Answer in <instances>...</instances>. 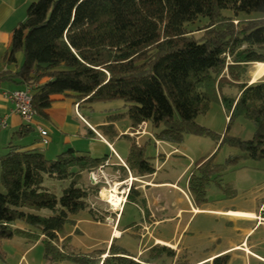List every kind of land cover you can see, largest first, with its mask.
I'll use <instances>...</instances> for the list:
<instances>
[{"label":"trees","instance_id":"trees-1","mask_svg":"<svg viewBox=\"0 0 264 264\" xmlns=\"http://www.w3.org/2000/svg\"><path fill=\"white\" fill-rule=\"evenodd\" d=\"M223 10L232 15H223ZM253 11L264 14V0H36L14 27L3 57L11 64L21 52L22 61L15 71H0V84L30 85L31 105L41 117H47V109L60 96L72 94L78 106L124 101L125 112L110 115L98 126L109 140L116 135L112 123L127 117L133 128L149 122L157 140L182 143L184 134L209 135L252 159H264V78L253 82L245 78L249 63L264 62V17L234 22L238 13ZM199 17L208 22L194 30L185 27ZM199 29L202 33L195 36ZM226 83L236 86L238 95L225 94ZM213 100L223 103L228 125L236 117L251 120L252 136H232L228 126L216 134L197 123V116L206 113ZM15 134L20 136L23 130ZM7 148L0 157V243L14 236L33 243L40 240L48 264H143L163 251L173 255L156 244L139 263L121 246L114 247V239L102 259L105 249L86 255L67 250L69 236L58 241L65 236L69 215L86 209L89 196L97 195L99 188L82 182L80 173L98 168L106 156L67 148L49 159L38 150H22L11 143ZM214 155L197 159L188 175L196 204L206 201L208 183L220 181L236 159L216 163ZM125 161L141 175L155 170L144 146L134 140ZM47 178L68 184L58 195L44 183ZM228 185L224 189L232 196L235 191ZM43 210L50 213L42 214ZM227 261L228 256L221 255L213 264Z\"/></svg>","mask_w":264,"mask_h":264},{"label":"crops","instance_id":"crops-1","mask_svg":"<svg viewBox=\"0 0 264 264\" xmlns=\"http://www.w3.org/2000/svg\"><path fill=\"white\" fill-rule=\"evenodd\" d=\"M34 1L36 0H0V71L6 69L15 71L22 61L21 52L16 53V60L11 64L6 63L3 57L14 27L25 19L27 7ZM262 77L264 74L257 79ZM23 87L24 85L13 81H4L0 84V157L6 153L9 143L19 146L22 150L41 151L49 159L56 158L67 148L88 152L93 157L106 156L105 161L99 165L103 166L92 170L95 175L111 181L112 184L119 183L117 187L119 189L124 187L126 195L133 189L117 218L118 222L111 238L117 239L121 237L122 231H131L134 227L143 226V232L146 228L147 233L145 238L150 244L142 250L136 249L134 254L146 253L156 244L165 246L173 252V255L168 256L164 262L161 261L162 258L157 261L159 263L149 259V262L143 264H213L214 258L221 255L228 256L226 264H234L236 261L243 264L248 262L252 264V261L255 264H264V255L257 251L263 248L264 237L251 241L248 236L254 229L264 227L262 215L264 209L260 208L264 202V184L252 191L249 199L251 205L235 207L231 203L236 197L234 187L235 194L232 196L221 199H210L206 196L205 202L196 204L188 190V176L184 187L178 182L180 177L187 174L186 171L191 170L195 161L188 160L175 179L161 176V168L170 160L173 151L178 149L175 143L157 140L154 135L133 138L127 134L138 127H143L144 123L149 125V122H143L137 128H133L127 117L114 121L112 124L116 135L109 140L98 126L106 124L110 115L101 119L92 118L85 110L87 105L82 103L79 104L76 113V99L71 94L60 96L53 101L46 111L47 117L37 115L32 123L27 124L15 112L14 103L7 97L8 92ZM89 107L92 108L91 105ZM37 126L46 130L47 143L41 142ZM20 129L23 130V134L17 136L15 133ZM124 134L129 136V140L125 141V138H122ZM135 138L139 145L144 146L149 141L154 143L156 157L153 161L149 158L155 169L153 173L141 175L127 166L125 158L130 140ZM145 155L148 157V154ZM88 174V171L81 172L80 179L87 178ZM128 204L138 208L140 218L125 222V226L119 229L118 225L123 222L122 214ZM231 212L236 214L231 215ZM116 229L121 235L114 237ZM132 233L136 234L134 231ZM186 236L188 239L183 243ZM199 249L205 250L200 257L179 258L182 254L186 255Z\"/></svg>","mask_w":264,"mask_h":264},{"label":"rangeland","instance_id":"rangeland-1","mask_svg":"<svg viewBox=\"0 0 264 264\" xmlns=\"http://www.w3.org/2000/svg\"><path fill=\"white\" fill-rule=\"evenodd\" d=\"M223 15L230 16L232 12L230 10H223L221 12ZM264 14L261 12H250L244 13L240 12L236 17H234V22L237 23L240 21H245L248 19H257L263 18ZM208 20L203 17H199L196 20L185 24V27L188 30H194L196 28H201L204 26ZM202 31L199 29L194 32L195 36H199ZM229 56L226 57L228 61ZM254 70V64L249 63L247 66V71L245 73V78H249L251 81ZM264 77L260 78L263 79ZM258 80V79H255ZM254 80V81H255ZM16 90V89H14ZM223 92L228 96L234 97L238 95V89L236 86L231 84H224ZM7 93V97L8 94ZM125 102L122 100H114L109 102H99L91 105L92 108L87 105L85 110L87 115L92 118L101 119L106 115H113L125 112ZM85 112V113H86ZM106 118V117H105ZM197 123L200 125L209 128L216 134H222L228 126V133L232 136H237L242 139H248L252 136L255 127L251 120H248L243 117H236L228 125L227 111L223 103L220 100H213L210 102V107L208 111L204 114H200L196 118ZM143 127H138L136 130H132L130 133L127 132L129 136L133 138L140 135L152 136L155 134L156 129L152 125L142 124ZM128 131V130H127ZM146 137V138H147ZM125 141L129 140L127 137H122ZM137 138V137H136ZM135 138V142L136 139ZM149 141V140H147ZM216 142H218L216 144ZM138 143V142H137ZM175 146L178 148L176 151H173V155L170 157V160L161 168L160 175L167 176L170 179H175L181 170L185 167L188 160L196 161L200 157L209 155L210 153H215L214 162L216 163H225L228 157H236L229 165L226 166L223 171V175L220 181H211L206 186V196L210 199H221L228 195L226 189H224L225 183H228L229 188H235L236 197L231 200V203L235 207H242L251 205L250 195L252 191L257 189L260 185L264 184V159H252L246 155V153L240 151L238 148L228 145L225 142L217 140L213 136L209 135H194V134H184L182 143H175ZM154 143L151 141L147 142L144 145V152L148 154L150 160L156 157ZM192 162V163H193ZM193 168V166H192ZM191 168V169H192ZM89 173V172H88ZM187 173V174H186ZM186 175L180 177L178 180L179 184L184 187L185 180L190 173L186 171ZM89 176V174L87 175ZM97 180H101L98 184V193L97 195H90L88 198V207L84 210L79 211L76 214L69 215L70 223L65 225V236H59L58 244H61L62 240L69 236V243L66 245L67 250H70L74 253L79 254H91L94 249H105V254L101 255L99 258L102 259L107 256L108 247L112 242V231L117 225V218H119L121 211L114 212L112 206L106 201L107 198L101 197L99 195V189L102 186L110 189L112 182L106 180L105 178L99 177L96 175ZM82 182L86 183L88 186H93L90 183L89 178L85 177L80 179ZM54 179L47 178L44 183L56 194H60L61 189L68 184V181H58L52 182ZM232 184V185H231ZM95 186V185H94ZM233 188V189H234ZM222 195V196H219ZM125 196V202H127V195ZM229 199V198H227ZM229 202V201H228ZM124 203L122 205H124ZM261 209H264V202L260 206ZM42 214H49L50 211L43 210ZM116 213V214H115ZM123 222L119 223V229H122L125 226V222L132 220H139L140 212L137 207L134 205L128 204L126 206V211L122 214ZM264 216V214H262ZM141 229V231H140ZM143 226L134 227L131 231H122L121 237L114 239V247L121 246L124 250L134 257L139 263H142L143 260L148 258L150 251L146 253H141L138 255L134 254L136 249L142 250L144 247L148 246V240L145 238L147 235L146 228L143 232ZM254 229L248 236H250L251 241H255L258 237H264V227L259 229ZM136 232V234L132 233ZM253 233V234H252ZM247 236V237H248ZM188 237L186 236L183 243L187 241ZM205 250H197L195 252H190L186 255H180L179 258H190L195 259L200 257V255ZM259 253L264 255V244L262 249H258ZM44 248L40 240L36 242H28L25 238L14 236L11 239H4L0 243V264H48V261L43 256ZM133 254V255H131ZM168 256L166 251H163L161 256L153 260L165 261ZM133 258V259H134ZM153 258V257H152ZM134 259V260H135ZM159 263V262H157ZM55 264H77L71 261H62ZM92 264V263H88ZM234 264H243L240 261H236ZM249 264V262H248ZM252 264H255L252 261Z\"/></svg>","mask_w":264,"mask_h":264},{"label":"built area","instance_id":"built-area-1","mask_svg":"<svg viewBox=\"0 0 264 264\" xmlns=\"http://www.w3.org/2000/svg\"><path fill=\"white\" fill-rule=\"evenodd\" d=\"M8 98L14 103L15 112H17L21 116V118L24 120V122H26L27 124L32 123L34 118L37 116V113L35 112V110L33 109L32 105H31V100H32L31 86L30 85H24V87L21 89L12 90L8 94ZM77 108H78V104L76 103L75 104L76 113H77ZM37 129H38L39 135L41 136V142L43 144L47 143V138H46L47 132H46V130L41 126H37ZM102 166L103 165H101L99 167L101 168ZM88 178L90 180L91 185H96L101 181V180L96 179V175H95L94 171L89 172ZM102 187H104V186H102ZM101 189H99V195L100 196H101ZM118 194H120V196L122 197L121 203L123 204L125 202V196H124L125 189H124V187H122L118 190ZM113 211L116 212L115 210H113Z\"/></svg>","mask_w":264,"mask_h":264},{"label":"bare ground","instance_id":"bare-ground-1","mask_svg":"<svg viewBox=\"0 0 264 264\" xmlns=\"http://www.w3.org/2000/svg\"><path fill=\"white\" fill-rule=\"evenodd\" d=\"M254 64V70H253V76L251 78V81L253 82L255 79H257L259 76L264 74V62H253ZM11 92V91H10ZM117 184H112L110 189H107L106 187H102L101 189V196L107 198V202L112 206V210L115 211H121L123 205L121 203L122 197L120 194H118V187ZM231 215H234L236 213L231 212ZM114 236H119L120 232L116 229L114 231Z\"/></svg>","mask_w":264,"mask_h":264}]
</instances>
